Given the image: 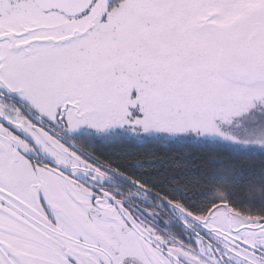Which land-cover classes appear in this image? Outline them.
<instances>
[{
	"label": "snow or ice",
	"instance_id": "snow-or-ice-1",
	"mask_svg": "<svg viewBox=\"0 0 264 264\" xmlns=\"http://www.w3.org/2000/svg\"><path fill=\"white\" fill-rule=\"evenodd\" d=\"M77 6L78 0H0V21L9 8L35 9L44 16L55 8L68 22L59 33L32 24L12 35L0 28V98L31 103L28 93L52 99L56 110L50 127L75 134L79 126H90L93 114L127 101L128 123L117 127L134 130L152 117L157 101L181 114L185 93L200 78L237 84L250 69L264 83V0H87L76 13ZM0 126L20 134L4 116ZM32 143L35 155L39 146ZM16 151L32 165L28 152ZM13 159L10 150L0 149V264H126L129 257L109 256L112 250L90 234L108 205L133 226L120 212L127 209L116 203L119 197L98 186L102 180L91 176L85 184L91 195H84L95 210L88 216L89 231L66 223L40 191L36 198L50 223L41 218L37 223L20 211L25 195L13 182L24 178ZM39 168L36 164L33 173ZM128 216L136 220L135 213ZM157 244L172 261L169 246L153 241L150 247ZM57 247L59 256L53 251Z\"/></svg>",
	"mask_w": 264,
	"mask_h": 264
},
{
	"label": "rangeland",
	"instance_id": "rangeland-1",
	"mask_svg": "<svg viewBox=\"0 0 264 264\" xmlns=\"http://www.w3.org/2000/svg\"><path fill=\"white\" fill-rule=\"evenodd\" d=\"M4 11L5 16L0 21V28L5 29L8 34H14L17 29H21L28 24L54 33H59L69 27L65 17L57 13H49L47 16H44L35 9L16 12L9 8ZM25 97L26 99H31V103H24L26 106L36 109L34 111L41 116L54 118L56 110L55 101L47 97H36L28 93L25 94ZM1 106H3V103L0 100ZM7 106L10 107V105ZM89 123L90 126L88 127L79 126V130L75 134H70L67 131V136L74 137L72 139L74 143L80 148H85L88 154H92L93 149L91 147L94 145V142L100 144V146H107L117 143L116 141L122 138L133 140L137 143L150 140L160 143L211 142L223 144L235 150L255 151L264 154V83H261L259 77L254 75L250 69L246 70L239 77L237 84H223L200 78L196 81L195 87L190 88L185 93V103L181 108V114H178L175 108L157 101L152 117L146 119L141 126L135 127L134 130L133 127H117V125L128 123V102L125 101L123 103H114L108 110L93 114ZM141 127H146L149 130L147 134L141 131ZM123 141L125 142V140H121V142ZM97 144L95 147H97ZM2 145L4 146L5 144L0 143V149H2ZM58 147L59 149L62 148V146ZM9 150L14 158L16 151L12 148ZM62 150L60 153L48 146L43 152L58 167L70 169L75 173V177L78 178L82 176L77 171H93L98 169V167H93L91 163L83 161L82 158L76 156V151L72 146H63ZM67 153L73 156L71 157ZM16 156L20 159V162L22 161L18 166L19 163H15V159H13V163L16 164V171L27 179L28 173L30 170L32 171L33 166L28 165L19 152ZM37 173V180L44 182L48 188L53 190L58 198L62 195L61 190H64L66 180L72 181V178L69 177L70 175L66 176L61 171L55 173L41 166L35 172V174ZM28 188L21 186L19 187V191H22L24 195L29 190ZM70 209L73 211L71 217H73L74 228L77 231H81L80 227L83 224L79 219L80 217H78L80 216V211L75 207H71ZM181 211L183 212L182 209ZM85 216L87 218V215ZM210 216L212 219L218 218L219 223L222 221V218L228 223L232 218L238 216V213L223 206L217 208ZM183 217L184 214L182 213L181 218L183 219ZM97 224H99V227L92 231L91 235L107 243V248L112 250L108 253L109 256L119 254L122 257L129 258L130 255H133L136 259L141 257V244L136 241L135 244L137 245L130 247L129 250L126 243L130 237L121 231L120 226L101 220H97ZM219 230V232H225L223 229ZM218 235L223 234L219 233ZM232 236L234 238L226 237L227 239H225V242L223 241L224 243H219L226 246L234 254H238L240 258L246 260L245 262L249 264H264L263 252L258 251L255 253L254 250L241 247L243 246L241 242L244 241L253 245V242H255L253 241V235L247 236L248 239H244L241 235ZM259 238H264V232ZM262 242L264 245V241ZM189 244L188 240L186 244L188 248H185L188 251ZM192 254L198 257V259L196 258L198 260L197 264H219L216 258L220 261V257L225 255V253L219 250V256L215 253L216 256L213 255L212 257L211 250L204 245H201L198 253Z\"/></svg>",
	"mask_w": 264,
	"mask_h": 264
},
{
	"label": "flooded vegetation",
	"instance_id": "flooded-vegetation-1",
	"mask_svg": "<svg viewBox=\"0 0 264 264\" xmlns=\"http://www.w3.org/2000/svg\"><path fill=\"white\" fill-rule=\"evenodd\" d=\"M0 100L3 103V106L0 107V116L8 119L20 133L19 135H14L8 128L0 126V143L5 144L4 146L2 145V149L8 151L12 148L16 151L19 148L24 152H30L29 158L33 161V167L36 164H40L41 167L48 168L57 173L58 165L51 161L43 151L50 146L61 153L63 146L65 147L66 144L75 149L76 156L82 158L83 161L85 160L91 163L93 167H98V169L93 171H77V173L81 174V178L75 177V175L69 176L72 178V181L69 182L68 179L66 180L64 190H61L62 195L59 198L44 182H39L37 180L38 173L35 174L31 170L28 173L29 176L27 179L22 176L24 178L22 183L20 181H14L13 185L16 186L17 191H19V187L21 186L25 188L29 187V190L24 193V208L20 209V211L32 217L37 223H39L37 218L47 221L45 209L41 207L39 200L36 198L37 191H40L44 193L46 200L50 201L51 199L53 201L55 206L53 209L73 228V217H71L73 211L70 208L75 207L78 209L80 211V216L78 217H80L79 219L83 224L80 229L81 231H89L87 226L88 214L92 213L94 215L95 210L91 208V205L84 195L85 193L91 195L88 188L85 187V184L91 183L90 177L95 176L98 180H102V183L98 186L102 187L106 193L111 192L115 194V197H119V200L116 201L117 204L123 202L127 211L121 208L120 212H123L133 226L132 228H128L121 219L120 214L111 205H108L104 210L101 221L120 226L121 231L129 235V241L126 243L129 250L130 247L137 245L135 244L137 241L141 246L144 243L150 252V257H148L143 248H141V257L136 259V257L130 255L126 264H148L149 260H151L152 264H172V262L180 264L178 258H183L184 264H197L198 257L192 253H198L201 245L211 250L212 257L213 255L216 256V254L219 256V250L225 253V255L220 257V261L216 258L219 264H249L245 262L246 260L240 258L238 254H234L226 246L220 244L225 242L226 237L234 238L232 235H241L244 239H248V237L253 235V241H255L253 245L244 241L241 242L243 245L241 247L254 250L255 253L258 251L264 253V245L262 242L264 238H259L264 232V220L251 219L240 214L232 218L228 223L221 216L222 221L220 223L218 222V218L212 219L210 217V220L206 221V216H193L195 219H189L184 216L185 218L183 217L182 219L181 208L159 199L152 191L110 169V167L106 166L94 154H88L85 148H80L74 143L72 140L74 137L67 136L65 128L61 126L50 127L49 120L53 118L39 115L15 97L0 98ZM7 105H10V107ZM17 109L19 110L18 112L16 111ZM37 123H39V126H37ZM33 141L39 146L36 149L35 155L31 154ZM95 145L96 142H94L91 149H94ZM58 146H62V148L59 149ZM17 153L16 151V155ZM67 154L71 157L73 156L70 153ZM16 155H14V161L17 164L19 163V166L22 161L20 162V159ZM49 164L53 166L49 167ZM51 176L57 177L54 175ZM165 203H167V207H165ZM128 211L135 213V221L132 220L131 216H128ZM85 215H87V218ZM47 222L50 223V221ZM245 222L251 225H247ZM8 223L13 224L14 222L9 221ZM15 227L18 228L19 226ZM219 229H223L225 232H219ZM219 233L223 235H218ZM188 240L190 242L189 251L185 249L188 248L186 246ZM153 241H159L161 244L169 246V251L173 254L172 261L167 259V253L159 247V244L156 247H150ZM102 243L107 245L104 241ZM53 251L58 256L61 254L59 247ZM233 251L236 252L235 249Z\"/></svg>",
	"mask_w": 264,
	"mask_h": 264
},
{
	"label": "trees",
	"instance_id": "trees-1",
	"mask_svg": "<svg viewBox=\"0 0 264 264\" xmlns=\"http://www.w3.org/2000/svg\"><path fill=\"white\" fill-rule=\"evenodd\" d=\"M116 142L96 143L92 154L183 212L204 217L225 206L264 220L263 153L211 142Z\"/></svg>",
	"mask_w": 264,
	"mask_h": 264
},
{
	"label": "water",
	"instance_id": "water-1",
	"mask_svg": "<svg viewBox=\"0 0 264 264\" xmlns=\"http://www.w3.org/2000/svg\"><path fill=\"white\" fill-rule=\"evenodd\" d=\"M87 6V0H78V6L74 9V11L76 13L80 12L82 10L83 7H86ZM50 13H59V11H57L55 8H53V10L50 12ZM9 35H12V34H9ZM45 196V195H44ZM50 199V198H49ZM49 205L53 208H55L54 204H53V201L50 199L49 201ZM216 209L212 210L210 213H208V215L206 216V221L210 219V215L212 212H214ZM184 214L185 217L189 218V219H195L192 215H189L185 212H182ZM108 218V216H106ZM142 248L145 252V254L150 257V252L147 250L146 246L144 245V243H142Z\"/></svg>",
	"mask_w": 264,
	"mask_h": 264
}]
</instances>
